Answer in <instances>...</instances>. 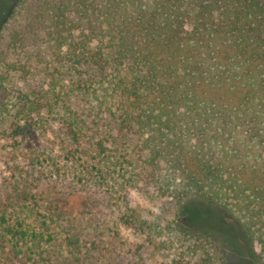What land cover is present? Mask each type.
I'll return each instance as SVG.
<instances>
[{"label":"trees","instance_id":"1","mask_svg":"<svg viewBox=\"0 0 264 264\" xmlns=\"http://www.w3.org/2000/svg\"><path fill=\"white\" fill-rule=\"evenodd\" d=\"M0 47L103 77L97 90L120 104L146 183L186 215L180 264H235L243 251L264 264V0H16L0 17ZM29 94L0 72V118L14 114L18 135L33 133ZM71 135L66 160L81 152L74 122ZM6 231L32 259L38 235L20 221Z\"/></svg>","mask_w":264,"mask_h":264},{"label":"rangeland","instance_id":"2","mask_svg":"<svg viewBox=\"0 0 264 264\" xmlns=\"http://www.w3.org/2000/svg\"><path fill=\"white\" fill-rule=\"evenodd\" d=\"M14 1L0 0V17ZM77 37L84 43L87 33L80 30ZM88 42L99 44L97 36ZM0 72L6 85L29 92L37 106L31 135L17 134L14 114L0 118V216L9 218L0 222L4 261L180 264L192 241H184L180 229L188 224L186 215L180 213L178 199L146 183L137 137L124 126L120 104L97 90L103 77L89 76L87 68L75 73L66 58L51 55L38 62L23 51L3 47ZM73 122L80 129L81 152L66 160L65 154L75 148ZM100 141L107 147L105 154H99ZM186 204L196 211L195 201ZM226 212L229 222L236 220ZM17 221L38 235L32 241L33 260L27 259L29 253L11 248L15 240L6 228ZM32 242H23L24 250ZM189 258L196 264L199 256ZM235 264L255 263L243 251L235 255Z\"/></svg>","mask_w":264,"mask_h":264}]
</instances>
